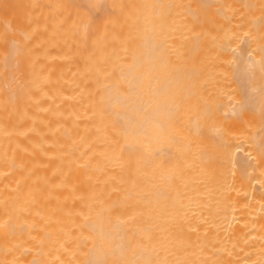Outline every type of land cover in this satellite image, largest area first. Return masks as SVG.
<instances>
[{"label": "bare ground", "instance_id": "1", "mask_svg": "<svg viewBox=\"0 0 264 264\" xmlns=\"http://www.w3.org/2000/svg\"><path fill=\"white\" fill-rule=\"evenodd\" d=\"M0 264H264V0H0Z\"/></svg>", "mask_w": 264, "mask_h": 264}]
</instances>
